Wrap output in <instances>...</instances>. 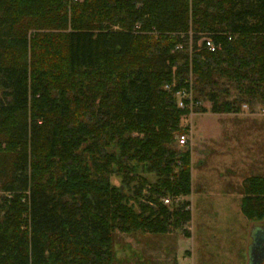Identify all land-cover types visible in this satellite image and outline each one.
Instances as JSON below:
<instances>
[{
    "label": "trees",
    "instance_id": "obj_1",
    "mask_svg": "<svg viewBox=\"0 0 264 264\" xmlns=\"http://www.w3.org/2000/svg\"><path fill=\"white\" fill-rule=\"evenodd\" d=\"M183 89L193 113L264 105V0H0V264H114L116 230L189 223ZM243 191L263 221L264 178Z\"/></svg>",
    "mask_w": 264,
    "mask_h": 264
},
{
    "label": "rangeland",
    "instance_id": "obj_2",
    "mask_svg": "<svg viewBox=\"0 0 264 264\" xmlns=\"http://www.w3.org/2000/svg\"><path fill=\"white\" fill-rule=\"evenodd\" d=\"M200 107L205 112H194L191 127L181 121L171 145L175 152L185 147L191 152L190 222L181 228L170 227L165 234L116 230L112 238L114 264H249L255 228L264 230V220L246 219L240 213V201L246 179L264 178V105L253 101L247 110L242 107L241 112L254 116L255 121L238 120L247 116L237 120L221 116L217 121L208 101L201 100ZM179 135L187 136L185 146L179 145ZM84 146L75 153H83ZM87 157L85 165L96 177L92 160ZM148 179L155 181L153 175ZM1 183L3 201L10 195L1 190ZM112 183L117 185L119 181L113 178ZM175 198H163L161 202L171 209ZM165 199L170 203L164 204Z\"/></svg>",
    "mask_w": 264,
    "mask_h": 264
},
{
    "label": "built area",
    "instance_id": "obj_3",
    "mask_svg": "<svg viewBox=\"0 0 264 264\" xmlns=\"http://www.w3.org/2000/svg\"><path fill=\"white\" fill-rule=\"evenodd\" d=\"M205 43V48L208 52L210 53H214L216 52L215 47L212 43V41L206 37H201L200 40L197 43V46L200 47L202 45V43ZM180 46H178L177 48H179ZM165 89L167 91H171V87L170 86H165ZM174 98H175V103L178 109H187L189 111V113L186 116H183L181 118V121L184 122L187 127L190 126L191 127V116L194 114L193 110H192V106H193V100H192V92L187 91V90H179L174 94ZM190 124V125H189ZM188 138L185 135H179L178 136V143L180 146H185L187 144ZM187 200L185 198H179L176 199V202H181ZM164 204H169L170 200L169 199H165L163 200Z\"/></svg>",
    "mask_w": 264,
    "mask_h": 264
},
{
    "label": "water",
    "instance_id": "obj_4",
    "mask_svg": "<svg viewBox=\"0 0 264 264\" xmlns=\"http://www.w3.org/2000/svg\"><path fill=\"white\" fill-rule=\"evenodd\" d=\"M255 229L256 234L252 242L249 264H262L264 261V250L259 252V249L262 246L260 240L264 238V230L259 228Z\"/></svg>",
    "mask_w": 264,
    "mask_h": 264
},
{
    "label": "crops",
    "instance_id": "obj_5",
    "mask_svg": "<svg viewBox=\"0 0 264 264\" xmlns=\"http://www.w3.org/2000/svg\"><path fill=\"white\" fill-rule=\"evenodd\" d=\"M243 108L245 109V110H247L248 109V107L247 106H243ZM213 116V118H216V120L217 121H219V119L218 118H220L221 116L222 117H231V119L232 120H237V117H241V116H247V117H245V118H238V120L239 119H243V120H249V121H255V118H254V116H252V115H245V114H243L242 112L241 113H239V114H227V115H225V114H212ZM252 116V117H251ZM234 149V148H233ZM233 149H231L230 151H232ZM191 174H192V169H191Z\"/></svg>",
    "mask_w": 264,
    "mask_h": 264
},
{
    "label": "flooded vegetation",
    "instance_id": "obj_6",
    "mask_svg": "<svg viewBox=\"0 0 264 264\" xmlns=\"http://www.w3.org/2000/svg\"><path fill=\"white\" fill-rule=\"evenodd\" d=\"M261 241V248L259 249V252L264 250V238L260 240Z\"/></svg>",
    "mask_w": 264,
    "mask_h": 264
}]
</instances>
